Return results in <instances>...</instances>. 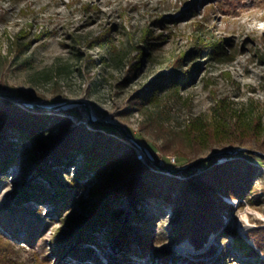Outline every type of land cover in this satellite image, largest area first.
Here are the masks:
<instances>
[{
	"label": "rangeland",
	"instance_id": "1",
	"mask_svg": "<svg viewBox=\"0 0 264 264\" xmlns=\"http://www.w3.org/2000/svg\"><path fill=\"white\" fill-rule=\"evenodd\" d=\"M103 36L115 42L121 61H104L111 53L108 44L96 43ZM20 47L26 54L16 56ZM27 57L30 62L23 64ZM172 75L185 76L178 93L157 90ZM0 92L9 94L0 98L37 119L68 116L71 128H91L134 150L149 169L154 190L167 186L165 177L186 181L215 165L240 161L244 196L220 193L227 204L220 211L221 227L209 231L201 247L188 237L173 239L171 203L151 196L144 207L145 246L135 240L140 229L129 233V264H264V156L258 153L264 151L256 148L257 141L264 144V129L216 133L204 147L188 135L195 120L217 127L221 105L246 115L264 108V0H0ZM31 103L62 107L39 109ZM120 127L173 170L217 156L179 173L162 170L138 157ZM57 132L42 137L50 141ZM7 137L19 143V153L31 148L16 130L9 129ZM19 162L0 165V264H113L119 249L113 238H105L107 229L97 243L88 242L93 252L83 261L70 246L57 252L61 229L91 204V175L72 189L67 208L54 199L48 175L29 168L26 157ZM79 166L54 165L50 171L64 189ZM36 179L47 186L46 197L28 188ZM128 209L125 201L113 217Z\"/></svg>",
	"mask_w": 264,
	"mask_h": 264
},
{
	"label": "trees",
	"instance_id": "2",
	"mask_svg": "<svg viewBox=\"0 0 264 264\" xmlns=\"http://www.w3.org/2000/svg\"><path fill=\"white\" fill-rule=\"evenodd\" d=\"M106 37L96 38V43L108 44L111 57H104V61L107 63L110 60L121 61V53H115L117 49L115 42ZM16 51L17 56L19 53L26 54L27 50L20 47ZM112 52L115 54L112 55ZM30 60L27 57L23 64L29 63ZM184 83L185 76H168L162 84L164 86L158 87L157 90L165 89L178 93L177 91ZM217 114L219 117L217 127H212L206 120H195L189 126L188 135L194 145L200 143V147H204L216 133H229L226 136H231L239 130L248 132L251 128L264 129V122L262 123L261 119L264 115V108L260 112L253 111L250 115H246L242 110L237 111L231 105H221ZM49 121L44 117L37 119L21 111L6 98H0V165L8 163L19 166L20 156L26 157L29 168L35 167L43 175L50 177L56 188L54 199L58 200L62 207L67 208L72 207L75 196L72 189L79 187L86 176L91 175L89 179L94 180L90 189L91 204L86 214L61 229L57 237L58 254L63 253L67 246H70L75 255L83 261L93 252L92 246H87L88 242L97 243L101 237L100 231L107 229L104 234L105 238L107 240L113 238L116 248L119 249V254L113 255L111 262L129 264L130 255L128 254L131 252L129 233L140 229L137 236L135 235V240L141 247L145 246L142 229L147 218L143 217L144 207L151 196L162 197L171 203L175 216L172 221L173 239L180 242L188 237L196 247H201L209 231L219 230L221 227L220 211L227 204L222 200L220 193L236 198L244 196L245 188L242 180L246 181V178L241 170L240 161L215 165L199 176L186 181L165 177L167 186L163 190H154L153 185L149 183L151 173L137 159L134 150L128 149L123 144H114L110 140H104L97 131L91 128L88 129L85 126L71 128L68 116H53V119ZM9 129L16 130V134L21 137L20 142L28 141L31 148L19 153V143L11 142L7 137ZM56 129L59 132L50 141H44L42 135ZM238 144L244 146L243 142ZM256 148L264 151V144L257 141ZM79 158L82 160L79 161ZM70 163L79 164V170L73 181L67 183L68 185H65L63 189V184L56 180L50 169L54 165L68 167ZM21 169L23 174L29 171L28 168L21 167ZM251 173L249 171L248 175ZM247 181H249V176ZM46 187L39 179L28 185V188H33L35 193L43 194L45 197ZM125 201L129 209L124 211L126 213L123 216L113 217L117 206L124 204ZM69 219L73 220L72 217ZM110 219L111 223L108 222ZM63 232L67 234L66 241H61ZM247 246L245 243V247Z\"/></svg>",
	"mask_w": 264,
	"mask_h": 264
},
{
	"label": "water",
	"instance_id": "3",
	"mask_svg": "<svg viewBox=\"0 0 264 264\" xmlns=\"http://www.w3.org/2000/svg\"><path fill=\"white\" fill-rule=\"evenodd\" d=\"M0 95H1V96H4V97H8V96H9V94H7V93H1V92H0ZM79 103H83V104L85 105V107H86V110H87L89 113H91L90 107H89L85 102L79 101ZM28 105H30V106H34L35 108H39V109H49V108H54V109H55V108H60V107H62V105H55V106H53V107H50V106H46V105H42V104H37V103H31V104H28ZM91 121H94V119L91 118ZM96 121H97V122H101V120H96ZM105 122H108V121H105ZM108 123H110V122H108ZM120 129L126 134L127 137L131 138L135 143H137V144H139V145L141 146V148L143 149V151L147 153L149 159L152 161V163L154 164V166H156L157 168L162 169V170H169V171H171V172H173V173H179V172H181V171H183V170H185V169H187V168H188V169H189V168H194V167L198 166L199 164H201V163H203V162H206V161H209L210 159H212V158H214V157L217 156V154L208 155V156H205V157H203V158H201V159H199V160H197V161H195V162L189 164V165L186 166V167H183V168H180V169H174V170H173V169H171V168H169V167L163 165V164L160 163L159 161L155 160V159L149 154V149H148L144 144H142L139 140H137L136 138H134L133 136H131V135H130L127 131H125L122 127H120ZM248 150H249L250 152H256V151H253V150H251V149H248ZM257 152H258V151H257ZM226 153H228V152H226ZM258 153H259L260 155L264 156L263 153H261V152H258Z\"/></svg>",
	"mask_w": 264,
	"mask_h": 264
},
{
	"label": "built area",
	"instance_id": "4",
	"mask_svg": "<svg viewBox=\"0 0 264 264\" xmlns=\"http://www.w3.org/2000/svg\"><path fill=\"white\" fill-rule=\"evenodd\" d=\"M135 145H136V150H137V153H138V157L140 159H148V160H150L149 157H148V155H147V153L143 151V149L141 148V146L139 144H137V143H135ZM149 154L152 156V154H151L150 151H149Z\"/></svg>",
	"mask_w": 264,
	"mask_h": 264
}]
</instances>
